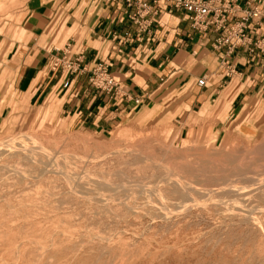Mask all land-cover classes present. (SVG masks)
I'll return each mask as SVG.
<instances>
[{
	"label": "rangeland",
	"instance_id": "374dc122",
	"mask_svg": "<svg viewBox=\"0 0 264 264\" xmlns=\"http://www.w3.org/2000/svg\"><path fill=\"white\" fill-rule=\"evenodd\" d=\"M25 2L0 0V59ZM7 92L0 264H264V95L229 117L232 96L187 112L154 97L96 132Z\"/></svg>",
	"mask_w": 264,
	"mask_h": 264
},
{
	"label": "crops",
	"instance_id": "0c3cea01",
	"mask_svg": "<svg viewBox=\"0 0 264 264\" xmlns=\"http://www.w3.org/2000/svg\"><path fill=\"white\" fill-rule=\"evenodd\" d=\"M206 1L219 6L227 0ZM238 5L230 23L246 11ZM156 7L148 30L140 31L123 1L26 0L20 38L0 59L1 90H8L6 96L10 92L12 103L45 108L71 128L96 132L113 129L153 104L154 97L184 96L187 112L222 105L232 96L227 117L239 98L263 97L262 55L237 47L224 57L211 47L218 35L214 26L195 32L184 11L171 10L161 0ZM254 7L260 14L247 22L245 33L250 40H264V0H254ZM65 53L80 58L79 72L66 74L53 67ZM98 63H105L118 83L116 96L90 86ZM200 78L205 79L202 87L195 85Z\"/></svg>",
	"mask_w": 264,
	"mask_h": 264
},
{
	"label": "built area",
	"instance_id": "2783aa9c",
	"mask_svg": "<svg viewBox=\"0 0 264 264\" xmlns=\"http://www.w3.org/2000/svg\"><path fill=\"white\" fill-rule=\"evenodd\" d=\"M107 2L118 3L123 1L125 6L131 10L129 18L138 26L140 31H147L152 18L157 14V0H106ZM171 10L180 9L188 14L190 29L195 32L204 33L211 26H214L218 35L213 40L211 47L214 50L223 51L224 57H228L237 47H246L250 54L262 55L260 68L264 71V40H250L245 33L247 22L251 18H257L259 11L252 5L254 0H227L222 5L214 6V3L206 0H161ZM245 6L246 11L237 17V20L230 23L234 17V9L238 3ZM80 58H70L66 53L53 67H60L66 74L79 72ZM231 70V69H230ZM229 70V72H231ZM89 84L92 88L109 96L118 94V83L109 74L105 63L96 64L89 77ZM205 79L196 80L195 85L202 87ZM68 82L63 84L67 88ZM138 103V100L135 101Z\"/></svg>",
	"mask_w": 264,
	"mask_h": 264
}]
</instances>
